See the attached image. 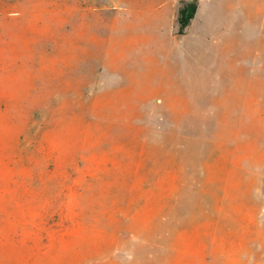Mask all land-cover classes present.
Instances as JSON below:
<instances>
[{"label": "rangeland", "instance_id": "rangeland-1", "mask_svg": "<svg viewBox=\"0 0 264 264\" xmlns=\"http://www.w3.org/2000/svg\"><path fill=\"white\" fill-rule=\"evenodd\" d=\"M0 264H264V0H0Z\"/></svg>", "mask_w": 264, "mask_h": 264}, {"label": "trees", "instance_id": "trees-1", "mask_svg": "<svg viewBox=\"0 0 264 264\" xmlns=\"http://www.w3.org/2000/svg\"><path fill=\"white\" fill-rule=\"evenodd\" d=\"M190 9H189V16L187 17V18H185V19H181V21H180V24H181V29H184L186 26H187V23L189 22V20L191 19V17H192V14L194 13V7H189ZM184 10H182V12H183Z\"/></svg>", "mask_w": 264, "mask_h": 264}]
</instances>
